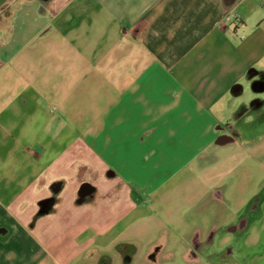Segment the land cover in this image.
<instances>
[{"label": "crops", "instance_id": "1", "mask_svg": "<svg viewBox=\"0 0 264 264\" xmlns=\"http://www.w3.org/2000/svg\"><path fill=\"white\" fill-rule=\"evenodd\" d=\"M0 264H264V0H0Z\"/></svg>", "mask_w": 264, "mask_h": 264}, {"label": "built area", "instance_id": "2", "mask_svg": "<svg viewBox=\"0 0 264 264\" xmlns=\"http://www.w3.org/2000/svg\"><path fill=\"white\" fill-rule=\"evenodd\" d=\"M232 20V17H230V16H226L225 18H224V21H231Z\"/></svg>", "mask_w": 264, "mask_h": 264}, {"label": "rangeland", "instance_id": "3", "mask_svg": "<svg viewBox=\"0 0 264 264\" xmlns=\"http://www.w3.org/2000/svg\"><path fill=\"white\" fill-rule=\"evenodd\" d=\"M58 228H59V225H58Z\"/></svg>", "mask_w": 264, "mask_h": 264}]
</instances>
